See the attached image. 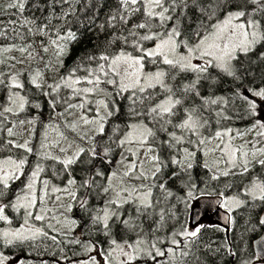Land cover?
<instances>
[{
  "label": "snow or ice",
  "instance_id": "1",
  "mask_svg": "<svg viewBox=\"0 0 264 264\" xmlns=\"http://www.w3.org/2000/svg\"><path fill=\"white\" fill-rule=\"evenodd\" d=\"M0 223V264H253L264 0H0Z\"/></svg>",
  "mask_w": 264,
  "mask_h": 264
},
{
  "label": "trees",
  "instance_id": "2",
  "mask_svg": "<svg viewBox=\"0 0 264 264\" xmlns=\"http://www.w3.org/2000/svg\"><path fill=\"white\" fill-rule=\"evenodd\" d=\"M92 39H93V37L91 35H86L79 45H73L72 49H71V54L65 60V65L70 66L72 61L76 58V56L78 54L83 52L86 48H91L92 47ZM245 123H246V121H237L235 126L242 128ZM197 172L199 173L200 169H197ZM190 214H191V209H188L187 211L183 212L185 219L188 220L189 222H190ZM2 225L3 224L0 223V226H2ZM262 232H263V230L258 229L255 232H248L245 234L246 235V241H245L244 249H245L247 257H250L253 259V264L255 263L256 259L258 258L255 251H254V248H253V242L255 239H257L262 234ZM237 234H239V233H237ZM207 235L212 236L215 239H220L221 237H223L224 233H214L211 231V229H209ZM65 251H66L67 255L72 256V251H70L68 249H66ZM77 251H79V250L77 249ZM56 255H60V254L57 253ZM43 258L45 260H48L49 264H55V262H56V256H53L51 254L46 255ZM73 258L74 259H83L85 257L78 256V257H73ZM34 264H39V261L38 260L35 261Z\"/></svg>",
  "mask_w": 264,
  "mask_h": 264
},
{
  "label": "water",
  "instance_id": "3",
  "mask_svg": "<svg viewBox=\"0 0 264 264\" xmlns=\"http://www.w3.org/2000/svg\"><path fill=\"white\" fill-rule=\"evenodd\" d=\"M206 207H208L209 208L208 210L210 211L215 210L216 211L215 218L221 220L222 224H224V220H223L224 213L222 210H220L219 214H217V207L214 197H207L201 199L199 202V206L193 210V215L199 214L197 218L200 219L204 215ZM253 248L258 258L264 256V230L262 234L257 239L254 240Z\"/></svg>",
  "mask_w": 264,
  "mask_h": 264
},
{
  "label": "rangeland",
  "instance_id": "4",
  "mask_svg": "<svg viewBox=\"0 0 264 264\" xmlns=\"http://www.w3.org/2000/svg\"><path fill=\"white\" fill-rule=\"evenodd\" d=\"M249 138H251V137H249ZM204 198H207V197H204ZM201 199H203V198H201ZM200 200L199 201H193V203H192L191 214H190V222H191V216L193 215V210L196 209L199 206ZM206 208H207V215H203L199 220L202 221L205 224H208V223H219V224L223 225L221 220L215 218L214 213H212L210 215V213H209L210 211L208 210L209 208L208 207H206ZM4 226L5 225H2L0 227H4ZM254 264H261V261L257 258Z\"/></svg>",
  "mask_w": 264,
  "mask_h": 264
},
{
  "label": "flooded vegetation",
  "instance_id": "5",
  "mask_svg": "<svg viewBox=\"0 0 264 264\" xmlns=\"http://www.w3.org/2000/svg\"><path fill=\"white\" fill-rule=\"evenodd\" d=\"M210 211V210H209ZM215 210H213V211H210L209 213H210V215L212 214V213H214V216H215Z\"/></svg>",
  "mask_w": 264,
  "mask_h": 264
}]
</instances>
